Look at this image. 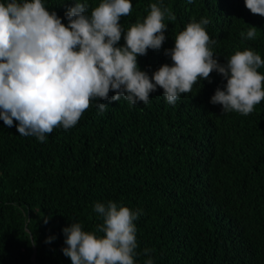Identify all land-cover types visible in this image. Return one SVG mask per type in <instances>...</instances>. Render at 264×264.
I'll list each match as a JSON object with an SVG mask.
<instances>
[{"label":"trees","instance_id":"16d2710c","mask_svg":"<svg viewBox=\"0 0 264 264\" xmlns=\"http://www.w3.org/2000/svg\"><path fill=\"white\" fill-rule=\"evenodd\" d=\"M75 2L42 0L65 25ZM80 2L90 14L101 0ZM161 2L176 19L165 18L160 49L137 56L150 77L172 64L165 50L193 19L210 21L221 64L236 50L264 59V17L245 0H131V14L120 19L124 30ZM124 43L122 35L118 46ZM225 84L213 71L175 105L159 87L147 104L101 100L108 107L100 113L93 101L75 127L56 128L45 142L0 119V264H72L62 252L63 228L73 221L95 231L102 219L93 205L109 200L142 210L134 221L135 264L148 259L145 248L153 264H264V100L247 116L224 113L210 99Z\"/></svg>","mask_w":264,"mask_h":264},{"label":"clouds","instance_id":"9594fccd","mask_svg":"<svg viewBox=\"0 0 264 264\" xmlns=\"http://www.w3.org/2000/svg\"><path fill=\"white\" fill-rule=\"evenodd\" d=\"M245 6L264 17V0H245ZM148 7L146 17L125 31L120 19L131 14V0H101L90 14L88 4L76 0L65 12L67 25L42 0L0 3V119L21 136L45 142L54 129L75 127L93 101L100 113L108 107L101 100L147 104L159 87L166 102L175 105L213 71L226 80L223 90L218 87L210 99L222 112L247 116L264 100V75L258 72L264 59L251 49L236 50L221 64L214 58L212 46L217 42L206 31V18L193 19L176 34L174 47L165 50L171 65L163 64L151 77L141 71L137 56L160 49L165 18L176 19L162 2ZM122 35L125 43L118 46ZM255 37L256 27L251 26L246 38ZM93 211L102 219L95 231H85L73 221L63 228V254L72 264H135L134 221L142 210L109 200L94 203ZM49 218L44 217L45 224ZM30 241L35 244L33 236ZM150 252L144 249V264H153Z\"/></svg>","mask_w":264,"mask_h":264}]
</instances>
